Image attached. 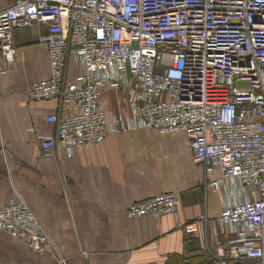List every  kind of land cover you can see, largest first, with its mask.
<instances>
[{
  "label": "built area",
  "instance_id": "built-area-1",
  "mask_svg": "<svg viewBox=\"0 0 264 264\" xmlns=\"http://www.w3.org/2000/svg\"><path fill=\"white\" fill-rule=\"evenodd\" d=\"M41 24L51 75L33 84L29 100L61 101L42 155L56 157L60 147L73 154L136 128L185 131L208 186L239 198L218 218L203 213L178 226L194 236L201 225L235 235L227 252L211 253L214 264H264V0H11L0 12V78L15 60L14 29ZM71 58L85 69L74 82ZM107 85L127 95L130 113L101 102ZM214 169L221 178H209ZM178 209L169 192L132 204L127 216ZM0 229L36 252L59 253L23 198L0 208Z\"/></svg>",
  "mask_w": 264,
  "mask_h": 264
},
{
  "label": "crops",
  "instance_id": "crops-1",
  "mask_svg": "<svg viewBox=\"0 0 264 264\" xmlns=\"http://www.w3.org/2000/svg\"><path fill=\"white\" fill-rule=\"evenodd\" d=\"M10 3L0 0V12ZM47 30L44 24L14 29L15 60L0 78V208L23 198L59 253L36 252L0 229V264H167L172 256L179 259L174 262L186 264L227 252L235 238L228 230L216 234L201 225L194 236L178 226L203 213L218 218L228 199L239 198L232 190L226 194L208 186L185 131L136 128L73 154L60 147L56 157L42 155V136L56 130L48 117L61 112L59 98L29 100L33 84L51 75L50 56L40 43ZM84 73L71 58L67 80L74 82ZM101 102L109 111L131 112L119 88L105 86ZM221 176V170L214 169L209 178ZM169 192L178 196L177 213L127 216L132 204Z\"/></svg>",
  "mask_w": 264,
  "mask_h": 264
},
{
  "label": "trees",
  "instance_id": "trees-1",
  "mask_svg": "<svg viewBox=\"0 0 264 264\" xmlns=\"http://www.w3.org/2000/svg\"><path fill=\"white\" fill-rule=\"evenodd\" d=\"M177 256H172L170 257L169 261L167 262V264H185L183 262H174V260H179L178 257L176 258ZM186 264H214V260L211 259V258H200L198 257L196 259V261L192 262V263H186Z\"/></svg>",
  "mask_w": 264,
  "mask_h": 264
}]
</instances>
